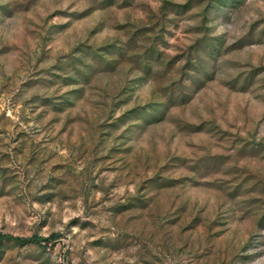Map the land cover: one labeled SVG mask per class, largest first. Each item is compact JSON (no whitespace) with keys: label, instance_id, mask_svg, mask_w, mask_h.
Here are the masks:
<instances>
[{"label":"rangeland","instance_id":"obj_1","mask_svg":"<svg viewBox=\"0 0 264 264\" xmlns=\"http://www.w3.org/2000/svg\"><path fill=\"white\" fill-rule=\"evenodd\" d=\"M0 264H264V0H0Z\"/></svg>","mask_w":264,"mask_h":264},{"label":"trees","instance_id":"obj_2","mask_svg":"<svg viewBox=\"0 0 264 264\" xmlns=\"http://www.w3.org/2000/svg\"><path fill=\"white\" fill-rule=\"evenodd\" d=\"M10 239L16 241V242H19V243H40V240H42L41 238L39 237H36V236H33V237H26V238H22V237H10Z\"/></svg>","mask_w":264,"mask_h":264}]
</instances>
